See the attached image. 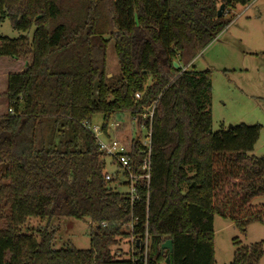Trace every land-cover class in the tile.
I'll return each instance as SVG.
<instances>
[{"label": "trees", "instance_id": "trees-1", "mask_svg": "<svg viewBox=\"0 0 264 264\" xmlns=\"http://www.w3.org/2000/svg\"><path fill=\"white\" fill-rule=\"evenodd\" d=\"M253 1L0 0V19L34 29L31 40L0 37V264H139L110 247L143 238L146 224L148 264H215L214 217L241 230L264 221V205L254 204L264 197L256 183L264 158L250 155L261 127L212 132L209 72L189 69L229 26L227 12ZM110 45L116 78L106 72ZM154 101L148 202L139 187L131 209L104 181L81 124L134 119ZM32 218L88 220L89 248L55 249V231L22 230ZM167 240L172 253L160 248ZM257 249L239 251L232 264L256 263Z\"/></svg>", "mask_w": 264, "mask_h": 264}, {"label": "rangeland", "instance_id": "rangeland-1", "mask_svg": "<svg viewBox=\"0 0 264 264\" xmlns=\"http://www.w3.org/2000/svg\"><path fill=\"white\" fill-rule=\"evenodd\" d=\"M219 7L220 5L218 9ZM225 18L231 20L229 26L195 57L189 69L196 73L209 72L211 92L208 94V108L212 117L211 131L227 130L240 124L260 126L259 138L250 155L262 159L264 158V0H254L246 6L237 5L227 12ZM33 31L32 28L27 32H18L12 28L8 18L0 19V37L11 40L27 37L31 40ZM106 67L109 77L116 78L119 75L112 45L107 49ZM3 112L5 106L2 104L0 113ZM125 117L122 133L118 134L122 141H127L129 135L132 138L136 137L134 130L136 124L131 122L132 118L129 115ZM91 123L102 124V117L95 116ZM114 123H116L115 119L110 120V127ZM141 134L143 138L146 131H141ZM106 163L105 172L111 174L117 170L116 165H111L108 159ZM120 181L121 183L111 185V188L118 194H126L128 188L123 178ZM256 183L264 187V178H260ZM254 204L264 205V197L255 199ZM213 228L215 264H232L239 251L243 253L244 249L251 247H258L261 255L256 263L252 256L250 263L264 264V221H250L243 226L244 230H241L234 222L216 216ZM26 229L55 231V249L65 245L76 250L89 248L88 220L61 218L40 221L32 218L24 224L22 230L26 231ZM129 249V237H122L118 244L110 247L112 255H120L122 258L131 255Z\"/></svg>", "mask_w": 264, "mask_h": 264}, {"label": "built area", "instance_id": "built-area-1", "mask_svg": "<svg viewBox=\"0 0 264 264\" xmlns=\"http://www.w3.org/2000/svg\"><path fill=\"white\" fill-rule=\"evenodd\" d=\"M140 98V94L135 95V100H140ZM156 104L157 102L154 101L150 106L143 108L140 116L132 119L131 122L136 124L134 128L136 137L132 138L129 135L127 141H122L118 136L119 133H122L121 130L125 125V116L120 121L116 120V123L111 127L109 123L105 128L102 127V124L94 125L87 121L81 124L82 128L90 133L96 143L97 151L103 162L102 174L104 181L113 185L121 183L120 179L123 178L124 184L128 188V192L124 195L129 197L131 209L139 200V187L145 188L148 202L151 181V129ZM141 131H146L143 138ZM107 159L111 165H116L117 170L114 173L109 174L104 171ZM135 225L136 219L131 218L130 223L127 225L129 233H132ZM105 226L106 224H102V227ZM129 242L131 255L123 259H130L139 264H148L149 259L153 258L155 254L152 252L153 239L147 231V224L145 225L143 238L136 239L131 235ZM118 257L121 256L118 255Z\"/></svg>", "mask_w": 264, "mask_h": 264}, {"label": "water", "instance_id": "water-1", "mask_svg": "<svg viewBox=\"0 0 264 264\" xmlns=\"http://www.w3.org/2000/svg\"><path fill=\"white\" fill-rule=\"evenodd\" d=\"M224 12V5H220L218 11H217V17H221ZM174 68H178L179 66L176 63H173ZM230 128V127H229ZM161 250L167 251L168 253H172V242L171 240H167L161 244Z\"/></svg>", "mask_w": 264, "mask_h": 264}, {"label": "crops", "instance_id": "crops-1", "mask_svg": "<svg viewBox=\"0 0 264 264\" xmlns=\"http://www.w3.org/2000/svg\"><path fill=\"white\" fill-rule=\"evenodd\" d=\"M252 3V2H251ZM193 64V63H192Z\"/></svg>", "mask_w": 264, "mask_h": 264}]
</instances>
